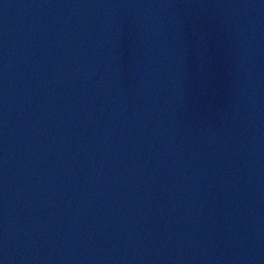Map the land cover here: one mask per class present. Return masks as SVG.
I'll list each match as a JSON object with an SVG mask.
<instances>
[{"label":"water","instance_id":"obj_1","mask_svg":"<svg viewBox=\"0 0 264 264\" xmlns=\"http://www.w3.org/2000/svg\"><path fill=\"white\" fill-rule=\"evenodd\" d=\"M0 264H264V0H0Z\"/></svg>","mask_w":264,"mask_h":264}]
</instances>
